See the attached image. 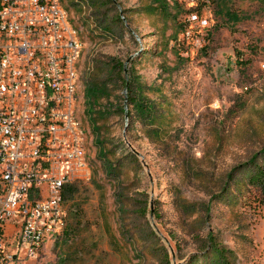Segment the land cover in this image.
<instances>
[{"label": "rangeland", "instance_id": "1", "mask_svg": "<svg viewBox=\"0 0 264 264\" xmlns=\"http://www.w3.org/2000/svg\"><path fill=\"white\" fill-rule=\"evenodd\" d=\"M57 4L85 177L35 258L6 229L12 264H264V0Z\"/></svg>", "mask_w": 264, "mask_h": 264}, {"label": "built area", "instance_id": "2", "mask_svg": "<svg viewBox=\"0 0 264 264\" xmlns=\"http://www.w3.org/2000/svg\"><path fill=\"white\" fill-rule=\"evenodd\" d=\"M82 44L57 0H0V264L63 229L62 191L85 177L76 115Z\"/></svg>", "mask_w": 264, "mask_h": 264}, {"label": "trees", "instance_id": "3", "mask_svg": "<svg viewBox=\"0 0 264 264\" xmlns=\"http://www.w3.org/2000/svg\"><path fill=\"white\" fill-rule=\"evenodd\" d=\"M206 0H202V2H205ZM208 2H217L219 0H207ZM217 4V3H216ZM102 88L101 86H96L95 84L92 85L91 87H89L86 92H85V98H86V102L89 104V107L87 108L86 112L87 114H91V110L90 107L93 105H96L98 100H99V96L101 94H103L102 92ZM92 122V121H91ZM151 124L153 125H157V129L161 128L158 126V121L157 119L153 118L151 121ZM156 129V130H157ZM156 135V134H155ZM253 178L255 179V181L257 183H260L261 186H264V174L262 172H257L253 175ZM73 191V185L71 183H68L65 185L63 191H62V197L65 199L67 194H71ZM213 251L215 253H220L221 254V250H219L217 248V246H215V249H213Z\"/></svg>", "mask_w": 264, "mask_h": 264}, {"label": "crops", "instance_id": "4", "mask_svg": "<svg viewBox=\"0 0 264 264\" xmlns=\"http://www.w3.org/2000/svg\"><path fill=\"white\" fill-rule=\"evenodd\" d=\"M11 227H13V224H12V223H8V224L6 225V229L11 228Z\"/></svg>", "mask_w": 264, "mask_h": 264}]
</instances>
